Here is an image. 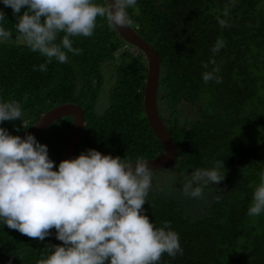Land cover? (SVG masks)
I'll use <instances>...</instances> for the list:
<instances>
[{
  "label": "trees",
  "instance_id": "obj_1",
  "mask_svg": "<svg viewBox=\"0 0 264 264\" xmlns=\"http://www.w3.org/2000/svg\"><path fill=\"white\" fill-rule=\"evenodd\" d=\"M0 10L5 14L0 24L14 39L16 16L2 2ZM127 11L131 26L162 59L158 108L178 148L177 158L166 170L174 167L185 177L196 167H211L220 160L225 172L223 181L208 186L219 192V199L201 218L184 212L180 199L186 200V195L152 179L142 205L144 214L155 226L169 221L183 249L175 257L162 254L157 264H264V213L246 214L264 170V0H136ZM217 17L226 20V26L221 27ZM218 38L224 44L213 53ZM70 39L79 54L67 53L64 63L53 59L46 71L36 67L46 59L38 52L14 40L0 43V100L15 99L25 115L24 123L4 128L19 135L54 107L74 103L85 115L76 156L89 148L130 160L163 154L165 147L145 114L144 55L103 17L97 18L92 36ZM210 59L214 64L208 63ZM202 61L208 63L207 69ZM107 63H112L115 81L108 106L98 113ZM213 67L219 69L214 75L220 82L205 83L201 74ZM183 102L198 108L192 118L180 116ZM71 121V117L54 121L36 138L59 162ZM49 231L53 235L41 241L0 223V261L35 264L46 257L48 246L62 244L55 229Z\"/></svg>",
  "mask_w": 264,
  "mask_h": 264
},
{
  "label": "clouds",
  "instance_id": "obj_2",
  "mask_svg": "<svg viewBox=\"0 0 264 264\" xmlns=\"http://www.w3.org/2000/svg\"><path fill=\"white\" fill-rule=\"evenodd\" d=\"M12 9L17 22L13 33L0 24V43L14 40L32 52L44 56L36 66L46 71L53 59L67 61V53L79 54L70 37H90L98 17L110 28H124L132 23L127 9L136 0H0ZM24 9L21 12V9ZM227 8L223 15L227 16ZM5 19L0 10V21ZM221 27L226 20L217 17ZM59 42H57L58 34ZM217 39L211 51L223 47ZM208 63H213L209 60ZM208 63L202 61L207 69ZM219 69L204 71L205 83L220 77ZM22 106L15 99L0 100V123L21 119ZM22 123L23 120L21 119ZM15 127V125H13ZM55 161L48 147L31 133L23 138L0 127V223L28 237L53 235L62 244L48 246L46 257L35 264H157L162 254L175 257L182 253L179 235L169 221L155 226L144 214L152 186V172L142 156L134 160L113 157L89 148L78 156ZM223 161L211 167H196L186 175L181 191L191 198H201L205 188L218 185L225 178ZM219 199V196L215 197ZM264 213V170L252 190L247 215ZM9 264L11 262L9 261Z\"/></svg>",
  "mask_w": 264,
  "mask_h": 264
},
{
  "label": "water",
  "instance_id": "obj_3",
  "mask_svg": "<svg viewBox=\"0 0 264 264\" xmlns=\"http://www.w3.org/2000/svg\"><path fill=\"white\" fill-rule=\"evenodd\" d=\"M115 28V27H114ZM120 37L132 48L140 51L146 58L147 63V78L144 90V108L146 118L149 122L153 133L158 140L164 145L165 151L156 158L147 159L151 170H163L169 168L175 161L178 155V148L174 143L171 134L165 126L163 119L159 113L158 97L159 84L161 74V56L157 50L131 26L124 28H115ZM71 117V127L68 132L62 160L76 157L78 146L82 137L85 115L82 107L74 103H66L54 107L44 113L28 130L19 134L21 138L26 133L33 134L36 138L41 135L54 121Z\"/></svg>",
  "mask_w": 264,
  "mask_h": 264
},
{
  "label": "rangeland",
  "instance_id": "obj_4",
  "mask_svg": "<svg viewBox=\"0 0 264 264\" xmlns=\"http://www.w3.org/2000/svg\"><path fill=\"white\" fill-rule=\"evenodd\" d=\"M102 71L104 77V86L102 92L100 93V97L96 105V111L98 113H102L103 110L108 106L110 89L115 81V71L113 70L112 63L105 64L103 66ZM78 86H79L78 90H80L81 80L79 81ZM194 109L196 111L198 108L191 104H187L183 102L182 104H180V108H179L180 116H182L185 119L192 118L194 116ZM24 118L25 115L23 114L21 119L24 120ZM21 119L17 118L12 121H4L0 123V127H7L9 125H14L17 121H21ZM48 155L51 160L55 161L54 165L58 164L60 159L55 157L49 150H48ZM152 179L156 180V182L158 183L157 185L159 186L165 185L168 189L175 191V193L180 191L183 194V192L181 191V187H182L181 184L183 183L185 177L182 176L181 173L176 172V169L174 167L167 170L163 169L160 173H157L155 176H152ZM208 186L205 188L203 196L201 198H191L186 196V200H183L182 198L180 199L184 205V212L190 215V217L201 218L209 213L210 208L213 205V201L217 196V194H219V192L215 189H210V187ZM0 264L3 263L0 261Z\"/></svg>",
  "mask_w": 264,
  "mask_h": 264
}]
</instances>
